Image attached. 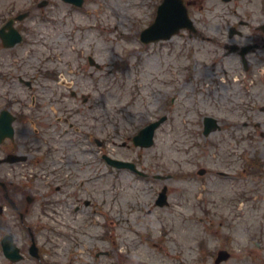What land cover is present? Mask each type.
<instances>
[{"label": "rangeland", "instance_id": "374dc122", "mask_svg": "<svg viewBox=\"0 0 264 264\" xmlns=\"http://www.w3.org/2000/svg\"><path fill=\"white\" fill-rule=\"evenodd\" d=\"M158 1L85 0L79 9L62 0H0V27L29 13L16 23L23 41L0 48V68L5 65L13 79L15 108L22 110L24 103L25 112L33 111L30 120L37 122L39 114L45 124L44 130L34 125L47 142H40L39 165L25 173L36 178L22 202L28 222H44L42 248H50L57 264H126L120 251L130 264H214L201 244L206 241L204 248L214 250L227 245L225 236L233 250L226 264H262L264 190L243 193L218 175L231 170L227 153L232 148L225 136L228 111L213 104L218 97L213 77L230 64L205 63L196 51L192 59L193 47L181 36L144 46L140 34L151 24ZM89 57L102 68L92 66ZM23 75L34 81L31 90L19 88L17 78ZM64 79L76 98L62 86ZM220 79L215 80L224 84ZM206 115L222 126L208 137L201 132ZM162 116L169 119L152 148L121 146L141 125ZM19 130L21 138H36L30 122ZM104 155L134 160L150 175L170 178L114 169ZM200 169L207 170L204 177ZM163 187L168 205L161 207L156 201ZM27 196L36 200L27 205ZM57 204L62 213L48 221L46 209ZM4 226L0 223V237ZM0 264H7L1 255Z\"/></svg>", "mask_w": 264, "mask_h": 264}, {"label": "flooded vegetation", "instance_id": "af4514ba", "mask_svg": "<svg viewBox=\"0 0 264 264\" xmlns=\"http://www.w3.org/2000/svg\"><path fill=\"white\" fill-rule=\"evenodd\" d=\"M184 2L194 26L191 31L185 30L182 35L187 36L185 38L192 42L196 51L214 59L215 64L224 65L226 62L230 64L232 92L230 111L233 116L230 138L233 145L241 148L249 143H255L252 133L245 131L252 122H255V130L264 127V119L261 121L264 115V0H184ZM208 48L213 50H206ZM18 79L20 83L26 85L29 83L22 77ZM4 83L10 85L5 65L0 68V102L13 95L12 89L3 87ZM6 104L8 105L6 109L14 117L15 138L7 137L0 142V192L4 193L6 213L9 211L6 222L11 224L15 217L12 211H19L29 188L28 185H22L20 176L24 170L33 166V163H28L29 161H36V154L41 150L40 142H47L37 134L40 133L38 128L34 140L28 135L21 138L19 125L24 124L23 115L13 114L15 100H7ZM34 117L37 121L35 123L44 130L45 124L41 125L43 120L39 114ZM260 135L264 138V133ZM236 158L240 157L236 155ZM35 164L38 166L39 161L37 160ZM237 164L238 162L229 155L227 163L229 168H236ZM253 167L258 170V166ZM249 184L248 181L242 183L243 187ZM254 189L259 192L264 190L263 178L258 177ZM30 200L34 201L33 198ZM4 209L5 207H2L0 211V218L6 214L3 212Z\"/></svg>", "mask_w": 264, "mask_h": 264}, {"label": "water", "instance_id": "95a60500", "mask_svg": "<svg viewBox=\"0 0 264 264\" xmlns=\"http://www.w3.org/2000/svg\"><path fill=\"white\" fill-rule=\"evenodd\" d=\"M156 126H153L152 127V130L155 128ZM118 165H120V166H124V167H127V166H132V165H130V164H125V163H119ZM132 168V167H131Z\"/></svg>", "mask_w": 264, "mask_h": 264}]
</instances>
